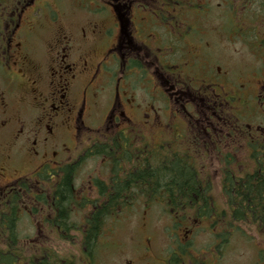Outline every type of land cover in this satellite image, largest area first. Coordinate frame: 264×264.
Masks as SVG:
<instances>
[{
  "label": "flooded vegetation",
  "instance_id": "flooded-vegetation-1",
  "mask_svg": "<svg viewBox=\"0 0 264 264\" xmlns=\"http://www.w3.org/2000/svg\"><path fill=\"white\" fill-rule=\"evenodd\" d=\"M87 1L80 0L78 7L87 9ZM208 2L119 0L111 11L114 41L109 44L107 34L102 33V44L109 48L97 60L96 55L78 53L77 38L66 32L59 31L50 40L37 35L41 28L34 13L40 11L42 1L0 0V246L24 242L20 247L26 255V240L21 233L18 239L16 232L22 218H36L39 229L64 235L66 228L74 229L76 215H82V243L91 216L107 203L115 182L141 166L165 164L171 156L178 157L192 174L197 184L194 193L177 197L178 201L165 192L157 196L141 193L127 205L124 201L112 204L96 243L105 230H114L109 223L115 228L121 216L138 209L145 213L162 209L169 214L185 210L196 214L201 223L212 219L213 208L198 202L183 206L184 199L202 200L213 193V176H203L196 157L204 159L208 154L214 155L210 162L220 161L221 147L236 145L238 130L235 117H231L239 101L236 82L243 96L251 97L252 90L250 81H237L230 69L214 67L211 59L203 58ZM41 11L40 18L46 17L49 24L59 22L56 13L50 16L43 8ZM98 33L97 28L87 30L81 40L88 45ZM227 34L231 40L235 33ZM192 44L199 54L188 51ZM255 84L258 100L264 80ZM259 106L264 114V102ZM258 129L249 131L246 141ZM223 131L226 134L222 135ZM199 136L210 142L192 144ZM227 137L233 140L225 142ZM181 148L186 151H177ZM83 158L102 164L99 174L87 176L77 201L74 195L81 181L78 171ZM224 160L229 161L226 156ZM66 175L69 185L63 196ZM219 193L226 197L225 186ZM83 194L91 196L86 200ZM64 210L65 225L61 220ZM186 225L190 227L189 222ZM177 236L171 253L155 260L157 264H216L194 256L184 261L191 253L192 239Z\"/></svg>",
  "mask_w": 264,
  "mask_h": 264
},
{
  "label": "rangeland",
  "instance_id": "rangeland-1",
  "mask_svg": "<svg viewBox=\"0 0 264 264\" xmlns=\"http://www.w3.org/2000/svg\"><path fill=\"white\" fill-rule=\"evenodd\" d=\"M39 1H42L43 4L39 6L40 11L38 10L37 13H34V18L38 21L41 28V30L37 32L38 36L42 37L43 40H50L57 32L63 31L77 38V41L79 42V46L77 48L78 53L82 55H87V53L93 56L96 55L98 57L97 60H100V57L104 56V53L106 49L109 48V45H103L104 42L102 44V33L103 35L104 33L107 34V42L109 44L114 41L116 27L114 26L111 11L113 5L117 8L119 0H88L87 2L89 6L87 9L84 7H78L81 5L79 4L80 0ZM208 1L210 7H207V15L205 14L206 16L203 19L204 34L208 33L207 36H203L202 40L201 51L203 58L208 57L211 59V64L214 67L219 65L223 69H230L235 78H239L241 76L245 77V74L255 71L259 75L260 68H263V62L259 58L260 50L256 47L259 39L256 40L254 34H256L257 37H260V33H264L263 21L257 19L250 21L249 25H252L255 28V31H246V33H244L245 37H241V41L236 39L235 42H232L228 39V35L222 29L223 23L226 26L227 21L223 18V15H221L222 18L218 17V13L216 11L218 9L225 8L222 4L218 6V3L223 0ZM233 1L235 0L229 1V5L232 8L235 7V3ZM236 1L241 2V0ZM199 2L202 3V0H199ZM245 5H247L250 12H254L255 15H259L261 13V9L263 8L262 5ZM42 8L44 9V12H47L49 15L52 14L53 11H56L54 14L56 13L59 16V22L53 26L48 23V19L46 17L42 16L40 18ZM89 9H91V11H89ZM204 13L205 12H203V14ZM248 19H250L249 16ZM92 28H97L99 33L95 37H92L91 43L87 45V41L85 40L86 42H83V40H81V36L83 32L87 33V30ZM261 37H263V35ZM190 47L191 48L188 50L189 52L194 51L199 54V50L196 45L192 44ZM262 47L263 45L261 48ZM173 57L178 58V54H175ZM245 78H247L245 79L246 81H250V88L252 92L251 102L249 103L248 108H250L251 105L252 109L250 113L245 112L244 114H238L236 109L234 111L238 117V123L236 121V128L238 130L235 135L236 145L233 148H229L223 142L224 146L221 147V163L220 161H209L211 158H214V155L209 156L207 154L204 159L196 157L197 162L201 166L199 169L203 176H213L212 201L221 215H225L227 213L229 214V210L226 205V198L220 196L219 193L221 188L219 180L223 175V171L231 170L238 175H245L244 173L247 172L252 173L255 169L254 163L251 160V156L254 154L253 148L257 149L258 146L264 144V123L261 121L264 119V114H260L259 112V104L261 99H264V92L260 99L257 100L256 98L255 100L254 95L257 91L255 90L257 87L255 83H259V80H255L252 77ZM240 87V84L236 82V99H242L244 97V92L239 89ZM235 106H237V104H235ZM94 109L96 110V108ZM262 110L264 112V108ZM233 116L234 114H232L231 117L233 118ZM259 124L263 125L262 129H258ZM96 126L98 125L96 124ZM253 129H258L260 131H258L256 135H253L251 140L246 141L247 133ZM223 134H226V131H223L222 135ZM232 140L233 139L227 137L225 142H230ZM196 142L207 143L210 142V140L206 137L199 136L192 140L191 143L194 144ZM177 151L182 153L186 150L181 148ZM228 154H230L229 157ZM183 156L186 157L185 155ZM225 156L226 159H229V161L224 160ZM132 158L133 157L131 156L127 161L125 160V164H129ZM101 164L102 162L99 160L87 161L83 158L81 161L78 171V178L81 179V181L77 183L78 188L75 189L74 195L77 201H80L77 198L81 194L80 189L82 188L84 181H87V176L99 174L98 168ZM166 164H168V160H166L165 164H153L151 166L144 165L137 169L154 170L155 168L163 167ZM90 166L92 171L88 173V168ZM135 173H137L136 170L129 175L135 176ZM123 182L127 184V187L124 189L126 184L123 185L122 190L120 189V191H118L117 197L109 199L107 203L104 204L105 208H103V213H100L102 217L105 214H108L106 212L112 204H118L121 201H124L123 205H127L132 201H136L137 197L142 196L141 193L146 194V182L141 180V178L128 177ZM192 182L193 187H189L190 189L188 188L185 193L183 192L184 194L170 193L168 192L169 190L166 189L167 187L163 185L158 186L157 193L146 195L157 196L159 193L165 192L171 196L172 200H176L177 197L185 198L188 194H191V190L195 191L197 188L196 182L193 180ZM82 196L87 200V197L89 198L91 194H83ZM200 205L204 206L207 205V203L202 202ZM161 210L151 209L145 213L143 209H138L131 214L121 216L123 218L116 224L117 226L115 228H113V225L109 223L108 227H110L111 230H114L112 232L105 230L102 234L99 244H97L94 249L91 264H157V261L155 260H160L159 257L163 258L164 255L167 254L168 247H171L172 244L169 243V240L175 242L178 238V236L177 238L175 237V233H178L180 238L187 235L192 239L191 248L193 247V249L191 250L190 248L189 250L195 254L194 258L199 260L206 259L207 261L215 260L216 264H257L258 252H264V235L257 231L255 226L243 223L235 225L231 235L229 234L228 236V241L220 242L218 241L220 238L215 237L218 236V233L223 231L225 234L227 232L229 233L231 227L228 224L229 217H218L215 221L210 220L206 222L203 221L201 223L197 221L196 218L190 219L186 216L184 217L182 225L177 224L178 226L175 225L173 228L174 223L170 218L171 216ZM223 211H227V213H223ZM80 217H82V215L75 216L74 220L76 225H72L74 229L67 230L64 235L57 233L59 232L57 230L39 229V225L36 223V218H33V221H24V218H22L18 229H16L17 238H20L19 233H21L23 238L26 240L25 245L28 246H26V253L33 250L46 249L47 251L55 253L58 257L71 258V255H75L77 258L73 260L71 259L73 264H86L84 259H80L81 254L79 246L81 243L79 233L82 230V224L80 223L82 218ZM175 217L176 216H173L172 219H175ZM64 219L67 220L65 213ZM65 220L63 222L64 225L66 224ZM176 221H178V219ZM187 222H189V228H187ZM102 223H104V219H101V224ZM108 227H106V229ZM194 227L196 230L192 231L191 234V230L194 229ZM60 228H62L61 225ZM98 231H93L90 240L94 239L96 241V238L99 235ZM213 239L215 240L214 242L212 241ZM209 241L211 242L209 243ZM22 243L24 244V242L19 241V245ZM207 243L209 244L205 247ZM86 244L87 239L85 241V245ZM223 247V251L219 256H217L218 252L221 251ZM215 253L217 255H215ZM187 258L188 255L185 256L183 260L186 261Z\"/></svg>",
  "mask_w": 264,
  "mask_h": 264
},
{
  "label": "trees",
  "instance_id": "trees-1",
  "mask_svg": "<svg viewBox=\"0 0 264 264\" xmlns=\"http://www.w3.org/2000/svg\"><path fill=\"white\" fill-rule=\"evenodd\" d=\"M234 3L235 7L232 8L228 4L226 8L228 10L227 16H230V21H228L227 24H231V22L234 24L235 30L237 33H239L237 34L238 36L236 35V37L240 38V31L243 30L255 31V28L252 25H249L250 21L257 19L263 21L264 25V0H241V2L235 0ZM245 4H251L255 6L262 5L263 8L261 9V13L259 15H255L254 12H250L248 6ZM242 7L245 8L243 12ZM248 16L250 19H248ZM260 35H263V37L254 36L256 40L259 39L257 44L258 46L256 45V47L260 50L259 58L263 62L264 66V33L261 32ZM262 45L263 47L261 48ZM254 157L258 159L255 169L252 173L245 174L243 177H238L234 180L228 179L225 183V190L231 191L229 197L226 198V204L230 208V222L233 225H238L240 223L250 224L255 226L257 231L264 235V156L255 151ZM133 177L141 178V180L146 182L145 187L148 194L157 193L158 186L163 185L167 187L166 189L169 190L168 192L173 194H182L183 192L185 193L189 187H193L192 175L190 171L186 170L177 162H168V164L165 166L155 168L154 170L148 169L138 171L135 173V176L133 175L131 178ZM125 184L126 183L121 182V190ZM68 185V177L66 175L61 188V195H67ZM126 187L127 184L125 185L124 189ZM113 197L115 196L109 197V199H112ZM184 202L186 204L197 202L201 204L202 202H206L207 205H204L206 208H211L213 205V202H209V197L202 200L184 199ZM102 212L103 210L91 216L89 227L87 228L84 235L85 238L79 247L81 254L80 259H84L86 264H91L93 252L97 246V243L94 239L90 240L93 231L96 232V230H99L98 232H100L103 227V223L101 224V219H104L106 216H108V214H105L102 217L100 214ZM64 213L65 210L61 213L62 222L65 220ZM67 229L68 228H66V231ZM11 235L12 241L16 240V234L14 230L12 231ZM86 239L87 244L85 245ZM53 254L55 253L47 251L46 249H38L28 252L26 255H24L22 247H20L17 242H12V244L0 246V264H73L72 260L77 258L75 255H71V258H63ZM257 264H264V252L262 251L258 252Z\"/></svg>",
  "mask_w": 264,
  "mask_h": 264
},
{
  "label": "bare ground",
  "instance_id": "bare-ground-1",
  "mask_svg": "<svg viewBox=\"0 0 264 264\" xmlns=\"http://www.w3.org/2000/svg\"><path fill=\"white\" fill-rule=\"evenodd\" d=\"M168 160V162H177L179 165H181V166H183L186 170H188L182 163H181V160L180 159H178V157H170L169 159H167ZM260 164V163H259ZM142 170V169H141ZM141 170H138V169H136V171L138 172V171H141ZM144 170H147V169H144ZM192 175V174H191ZM133 175H129V174H127V175H125V177H123L122 178V180L121 181H117V182H115L114 183V185H113V187H112V189H111V191H110V194L108 195L109 197H112V196H115V197H117V195H118V191H120V186H121V182H123V181H125L128 177H132ZM192 180L194 181V178H193V176H192ZM186 184V183H185ZM183 185V184H182ZM140 191H142V190H140ZM194 191H192L191 190V194L193 193ZM231 193V191L230 190H225V194H226V196L227 197H229V194ZM146 194H148L147 192H146ZM150 194V193H149ZM153 193H151V195H152ZM109 197H108V200H109ZM115 197H113V198H115ZM107 200V201H108ZM103 208H105V205L102 207V209L101 210H104ZM100 210V211H101ZM103 213V212H102ZM102 216V215H101ZM101 225V224H100Z\"/></svg>",
  "mask_w": 264,
  "mask_h": 264
}]
</instances>
